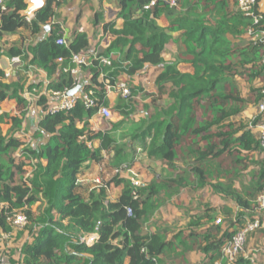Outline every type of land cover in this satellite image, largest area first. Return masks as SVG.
I'll return each mask as SVG.
<instances>
[{
	"label": "trees",
	"instance_id": "16d2710c",
	"mask_svg": "<svg viewBox=\"0 0 264 264\" xmlns=\"http://www.w3.org/2000/svg\"><path fill=\"white\" fill-rule=\"evenodd\" d=\"M108 2L117 9L114 20L105 22L103 13L94 11L92 26L101 24L102 34L110 38L106 48H94L109 65L91 59L79 68L88 80L78 93H91L96 106L87 109L79 101L70 110L50 112L47 98L40 97L36 105L42 117L33 137L47 136L46 142L22 148L18 135L27 114V101L22 97L25 82L20 77L6 83L5 72L0 69V105L13 100L18 109L15 115H0V204L4 205L0 234L11 231L8 220L15 213H24L28 220L23 228L27 239L18 259L0 261L165 264L171 256L187 264L186 255L197 252L206 259L202 264H227L223 248L244 227V215L254 219L256 199L264 189V152L255 130L264 123V110H258L264 102V42L253 39L264 31L261 0H257L254 16L241 12L237 0ZM61 4L64 0H47L30 21L19 15L25 9L21 0H5V9L0 10V44L22 29L32 38L27 46L0 45V55L18 58L24 69L34 66L44 71L53 95L80 85L77 76L71 74L75 67L71 59L91 46L87 32L78 25L64 38L60 28L63 20L58 18L50 24L54 7ZM81 10L86 11V6ZM117 20L121 21L119 28ZM46 25L49 31L44 33ZM61 38L65 45L57 44ZM168 46L176 51L172 62L163 58ZM183 63L190 65L193 73L179 71L177 65ZM147 69L154 71L152 84L158 97L153 103L164 95L168 103L163 107L154 104L153 113L145 115L142 127L132 137L149 159L167 168L168 177L158 186L165 198L152 187L134 185L119 175L93 185L78 183L85 163L100 164L113 152L112 170L122 165L119 158L125 154L123 148L116 146L109 132L93 131L89 121L100 106L120 119L131 118L137 108L135 98L143 90L128 83L130 95H118L110 106L107 88L123 78L129 82ZM239 79L249 84L247 95H242ZM250 105L258 111L245 121L241 115ZM111 126L117 127L114 123ZM29 166L32 177L23 180ZM157 180L151 185H158ZM111 186L119 189L113 201L108 194ZM206 186L226 203L220 208V224L209 218L204 233L176 234L171 239L167 228L157 227L154 232L145 229L144 223L164 199ZM38 203H45V207L36 216L31 209ZM201 225L199 220L190 223L198 228ZM260 228L261 223L251 234ZM91 235L96 238L87 244ZM176 238L183 246L180 252ZM0 254H5L3 249ZM233 264L253 263L240 253Z\"/></svg>",
	"mask_w": 264,
	"mask_h": 264
},
{
	"label": "rangeland",
	"instance_id": "374dc122",
	"mask_svg": "<svg viewBox=\"0 0 264 264\" xmlns=\"http://www.w3.org/2000/svg\"><path fill=\"white\" fill-rule=\"evenodd\" d=\"M82 6H86V11L82 12ZM88 8L91 9L88 10ZM116 10L117 9L115 7L110 5L108 0H64V4L54 7L55 17L51 20V22H55L58 20V18H61L63 20L61 25H63L68 31H72L75 25H78L82 32H87L88 36L90 37V48H92L94 45V42L92 41H97L98 38L103 36L99 27L92 26V12H101L103 13L104 19H111L110 21H113L116 14L115 12H117ZM78 16L80 17L79 20L77 18ZM158 23L162 24L163 22L158 21ZM28 35L29 32L22 29L17 32V37L12 39V41L10 40L6 42V44L10 42L21 46H27L31 43ZM175 52L176 51L174 50V47L168 46L166 54L163 56L164 60L167 62H172L174 60ZM15 59L17 60V63H20L18 58ZM177 68L183 73H189V71L190 73H193V69L184 63L177 65ZM34 75L35 73L33 70V72L28 73V77H26V79L22 77L23 82H25L24 95L27 94V113L31 109L29 116L27 118L25 116L22 122L24 123V126H21L20 134L18 135V139L23 142L22 148H33L40 141L46 142L48 138L47 136L42 139H35L33 137V134L38 126L37 115L41 113V109L37 107L36 101L43 96H49V98L52 100L57 98L50 91L44 90L45 84H43V82L30 84V81ZM153 75V69H147L138 76L129 79V82H126L125 78H123L122 81L127 85L128 83L131 84L130 86L137 84L143 90L142 93H139L135 98L137 102V108L136 112L131 116V118L120 119L111 112L107 119H103L99 115H95V118H92L91 121H89L93 131L109 132L114 138L116 146L123 148L125 154L123 157L120 156L119 159L122 158V165L117 170H112V167L110 166L114 162L113 152L111 153V156H105L103 162L100 164H95L93 162L85 163L82 173L78 176V183L93 185L101 182L102 180L103 182H108L111 177L119 175L120 177L129 179L135 185L150 186L153 188L154 192H157L159 197L165 198L158 186L160 182L168 177L167 168L163 166L161 162L149 159L147 152L143 150V148L140 146V143L133 141L132 137L136 130H139L142 127L141 120L145 119V115H150L153 113L154 104L163 107L168 103L166 95L160 97L157 103H153V100H157L156 98L158 97L154 95L155 88L152 84ZM9 77V79L5 80L6 83H8L10 80H13L11 76ZM257 84L258 83H255V86H258ZM238 85L242 95H247L249 92V84L245 82V80L239 79ZM112 92L117 93L116 90H113ZM10 104L11 103H7L4 105V107L0 110V115L2 112H6L8 114L11 113L13 115L17 114L16 111H14L15 109ZM253 108L255 107L253 106ZM255 109H257V107ZM112 123L116 124L117 127L113 128V126H111ZM92 146L96 147L97 143L92 144ZM15 157H19V153H16ZM18 159H20V157ZM26 170L27 173L23 176V180H27L32 177V167L29 166ZM154 179H158V185H151L152 180ZM118 192L119 189L113 188L111 186L108 189L109 200L113 201L116 198ZM210 200H215V196H213L208 186L196 192L191 191V189L182 190L173 197L164 199L157 210L148 217L147 221L144 223V227L148 232H154L157 227L162 229L167 228L169 230L168 239H171L177 233L188 235L190 232H194L198 228L197 226H190L191 221H193L195 224V222H197L200 218H205L206 216L209 219L214 213H218V206L214 208V205L210 204ZM198 201L200 202L201 206H199ZM44 207L45 203L35 204L32 207L31 212L37 216L41 213ZM3 208L4 205L0 204V211ZM261 213H264V211L257 210L252 215H255L254 218H259V220H262V217H260ZM213 219H215L214 224L217 225L221 223V221H217V217ZM24 229L20 231H10L8 233H4L8 234L9 237L8 240L2 243L3 245L1 244L2 248L0 247V249H3L5 252L4 255L0 254L1 260L4 259L8 261L18 259L19 249L23 244H25L27 239ZM250 235L251 234H249L247 238ZM91 237H94V235L88 236L86 240L92 239ZM84 240L85 238L82 239V241ZM174 242L177 243V239ZM248 250H251L249 255H247ZM242 256L247 259L251 257L253 259V264H264V247L258 243H255L249 247L246 246L245 243Z\"/></svg>",
	"mask_w": 264,
	"mask_h": 264
},
{
	"label": "built area",
	"instance_id": "2783aa9c",
	"mask_svg": "<svg viewBox=\"0 0 264 264\" xmlns=\"http://www.w3.org/2000/svg\"><path fill=\"white\" fill-rule=\"evenodd\" d=\"M54 1L58 2L59 0H54ZM4 3H5V0H0V10L5 9ZM256 4H257V0H237L238 8L241 10V12H243L247 16H254V9H255ZM255 21H257L256 18H255ZM253 39H259L260 41L264 42V31H261L255 34ZM57 44L65 45L66 42L61 38L57 40ZM91 59L96 60L100 62L101 64L109 65L108 59L102 56H98L96 50L94 48H91L87 50L86 52L82 53L81 55H74L72 57L71 62L72 64H74L75 67L73 70H71V74L77 76L80 66L87 65ZM12 61L16 62L17 60L14 58ZM262 63L264 64V60L262 61ZM111 90H116L117 94L123 98H126L130 95V89L128 85L122 80H120L113 88L108 87L107 93L110 92ZM65 93L66 92L62 94L60 93L54 94L56 97H60V101L56 105H53L50 107V112H56L60 110H70L79 101H81L84 104L85 108L87 109L96 106L91 98V95H92L91 93L82 94V95L77 93L76 95L70 98L65 97L64 96ZM97 108H98L97 114L101 118L107 119L110 116V111L108 110V108H105L103 106H100ZM258 110L259 111L264 110V102L258 106ZM256 129L260 135L261 148H262V151L264 152V123L259 124L256 127ZM256 204H257L259 211H264V189L258 195L256 199ZM8 221H9V226L11 228V231H20L28 223L27 217L22 212L15 213ZM260 223L261 222L259 218H254L252 220H246L244 227L239 232H237L232 238L231 242L223 248V255L226 257L227 264H233L235 262L237 256L244 250L246 236L249 233L253 232L256 228H258ZM8 237H9L8 234H0V247L1 248H2L1 244L4 241L8 240ZM93 240L94 239H87L86 243L89 244ZM0 264H6V263L4 261H0Z\"/></svg>",
	"mask_w": 264,
	"mask_h": 264
},
{
	"label": "crops",
	"instance_id": "0c3cea01",
	"mask_svg": "<svg viewBox=\"0 0 264 264\" xmlns=\"http://www.w3.org/2000/svg\"><path fill=\"white\" fill-rule=\"evenodd\" d=\"M260 10L262 11V12H264V0H261V2H260ZM116 13V12H115ZM103 20L105 21V22H109L110 20L109 19H104L103 18ZM53 22H50V24H52ZM120 25H121V21L120 20H117L116 21V27L117 28H119L120 27ZM97 27H99L100 28V26H97ZM60 28H61V30H62V35H63V37L64 38H67V37H69L70 36V34H71V32L72 31H68L63 25H61V23H60ZM49 31V30H48ZM47 31V32H48ZM44 33H46V32H44ZM29 36V35H28ZM15 37H17V35H15V36H13V37H9V38H4L2 41H1V43L2 44H0V45H4L5 47H6V42H8V41H12V39H14ZM90 38V37H89ZM29 39L31 40L32 38H30V36H29ZM92 42H94V45L92 46V48H98V47H102V48H106L108 45H109V43H110V39H109V37L107 36V35H103V36H101L100 38H98L97 39V41L95 40H93ZM10 44H14V43H8V45H10ZM98 44V46H96ZM17 45V44H16ZM19 46H21V45H19ZM4 47V48H5ZM14 59V58H13ZM13 59H9V58H7L6 56H4V55H1V57H0V69L2 70V71H4L5 73H9V76H11L15 81H19V79H20V77L22 78H24V79H26V77H28V73H31V72H33V70H34V73H35V75L33 76V78L31 79V81H30V84H35V83H38V82H43V84H45V86H44V90L46 91H49V89L47 88V86H48V84H49V82H48V80H47V76H46V74H45V72L44 71H42L41 69H39V68H36V67H34V66H30L31 68H28V69H24L23 67H24V65L25 64H22L21 62L19 63H17V62H13L12 60ZM188 65V64H187ZM190 68H191V66L190 65H188ZM192 69V68H191ZM30 70V71H29ZM29 71V72H28ZM28 72V73H27ZM10 73H11V75H10ZM189 73H190V71H189ZM10 77H7L6 78V80L7 79H9ZM77 78H78V80H79V82H80V85L79 86H81V85H83V84H86L87 83V80H88V75L84 72H78V75H77ZM45 81V83H44V81ZM113 90H111L110 92H108L107 93V98H108V100H109V104H110V106H112V105H114L115 103H116V100H117V97H118V94L116 93V92H112ZM26 95L27 94H25L24 95V93H23V97H24V99L26 100L27 98H26ZM46 98H47V101H48V103H49V105L50 106H53V105H56L59 101H60V97H57V98H55V99H50L49 98V96H46ZM7 103H11L10 105H12V107L15 109L14 111H16L17 112V104L15 103V101H13V100H6L5 102H3L1 105H0V110L4 107V105H6ZM38 107V106H37ZM33 108V107H32ZM39 108V107H38ZM256 108V107H255ZM255 108H253V106H249L245 111H244V113L241 115V119H243V120H245V121H249V120H251L253 117H254V115L257 113V109H255ZM31 111V109L28 111V113L26 114V118L29 116V112ZM256 111V112H255ZM8 112V111H7ZM248 113V114H247ZM255 113V114H254ZM2 114H8V113H6V112H2L1 113V115ZM9 115H13V114H9ZM38 116V120H37V123L39 122V120L41 119V117H42V112L39 114V115H37ZM95 118V117H94ZM94 120V119H93ZM91 121V120H90ZM22 125L24 126V123H22ZM256 131H257V129H255ZM198 203H199V206H201V204H200V202L198 201ZM210 204H212V205H214V208L215 207H217L218 206V213L216 212V213H214L213 214V216L212 217H210V218H216L217 217V221H221V214H220V208H223L224 206H225V204L226 203H224L223 201H221V199H219V197H216L215 196V200H210ZM213 207V206H212ZM228 207H230L229 205H228ZM203 211H204V209H203ZM245 216V218H244V222L246 221V220H249L248 219V215H244ZM260 217H262V220H260V222H261V228L258 230V231H256V232H254L253 234H251L248 238H247V240H246V246H252L253 244H260V245H262L263 247H264V213H261V215H260ZM247 218V219H246ZM201 219V220H200ZM199 219V222L201 223V224H203V225H201V227L200 228H197V230L196 231H194V232H197V233H203L205 230H206V227H207V225H206V223H207V221H208V217H206L205 216V218H200ZM226 228V226L225 227H223V229H225ZM176 235V234H175ZM177 235H178V233H177ZM185 235V234H184ZM249 235V234H248ZM185 236H187V235H185ZM92 239H94V238H96V236L94 235V237H91ZM177 239V243H176V246H178L179 247V252L180 251H182V249H183V246L179 243V239L178 238H176ZM248 252V254L247 255H249L250 253H251V250H248L247 251ZM171 255V254H170ZM173 257V256H172ZM171 258V256L170 257H168V258H166V261H165V264H184V260H182V259H180V258H177L176 260H173V259H170ZM251 258V257H250ZM249 258V259H250ZM185 259H186V261H187V264H202L203 262H205L206 261V259L204 258V257H202V255L201 254H199V253H197V252H189L187 255H186V257H185ZM250 260H252V262H253V259L251 258ZM216 264H220V261H218Z\"/></svg>",
	"mask_w": 264,
	"mask_h": 264
},
{
	"label": "water",
	"instance_id": "95a60500",
	"mask_svg": "<svg viewBox=\"0 0 264 264\" xmlns=\"http://www.w3.org/2000/svg\"><path fill=\"white\" fill-rule=\"evenodd\" d=\"M25 6V9L21 10L19 12V15L22 18H25L26 20L30 21L34 18L35 14L42 10L45 5L47 0H21ZM49 30V26H45L43 28L44 32H47ZM81 89V86H76L74 89L67 91L64 96L67 98H70L74 95H76Z\"/></svg>",
	"mask_w": 264,
	"mask_h": 264
},
{
	"label": "bare ground",
	"instance_id": "6f19581e",
	"mask_svg": "<svg viewBox=\"0 0 264 264\" xmlns=\"http://www.w3.org/2000/svg\"><path fill=\"white\" fill-rule=\"evenodd\" d=\"M5 75H6V78L9 77V73H8V72L5 73ZM96 115H98V114H96ZM259 226H260V225H259ZM258 228H259V227H258ZM258 228H256V229H258ZM256 229H255V230H256ZM249 234H250V233H249ZM247 236H248V235H247ZM247 236H246V237H247ZM245 242H246V240H245ZM244 246H245V245H244ZM241 253H242V252H241Z\"/></svg>",
	"mask_w": 264,
	"mask_h": 264
}]
</instances>
